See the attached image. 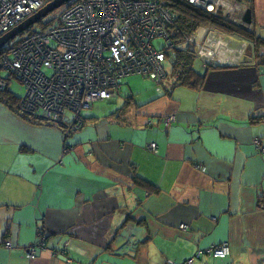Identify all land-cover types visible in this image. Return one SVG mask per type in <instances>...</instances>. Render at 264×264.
Returning <instances> with one entry per match:
<instances>
[{
    "label": "crops",
    "instance_id": "crops-1",
    "mask_svg": "<svg viewBox=\"0 0 264 264\" xmlns=\"http://www.w3.org/2000/svg\"><path fill=\"white\" fill-rule=\"evenodd\" d=\"M251 1L243 27L264 39ZM224 43L194 85L123 79L68 138L0 101V264H181L224 243L227 259L193 264H264V63Z\"/></svg>",
    "mask_w": 264,
    "mask_h": 264
},
{
    "label": "built area",
    "instance_id": "built-area-1",
    "mask_svg": "<svg viewBox=\"0 0 264 264\" xmlns=\"http://www.w3.org/2000/svg\"><path fill=\"white\" fill-rule=\"evenodd\" d=\"M53 1L0 0V38ZM178 1L71 0L42 19L40 29L27 30L0 54L2 70L8 73L7 79L0 77V89L14 78L24 88L16 114L61 127L67 136L80 128L83 111L96 101L113 100L127 77L145 78L162 93L165 64L172 63L178 48L189 46L204 67L223 64L220 52L226 34L214 26H201L178 43L173 38L177 16L172 5ZM180 1L206 15H220L229 23L245 26V0ZM157 40L162 42L159 47L154 46ZM174 121L173 116L162 120L165 126ZM149 147L156 150L155 144ZM67 245L63 243V253ZM44 246L41 238L27 250V258L33 260L35 249ZM229 256L230 248L224 243L198 251L181 264H193L200 257L225 260Z\"/></svg>",
    "mask_w": 264,
    "mask_h": 264
},
{
    "label": "trees",
    "instance_id": "trees-1",
    "mask_svg": "<svg viewBox=\"0 0 264 264\" xmlns=\"http://www.w3.org/2000/svg\"><path fill=\"white\" fill-rule=\"evenodd\" d=\"M242 3H245L247 9L251 11L253 10L251 0L243 1ZM172 8L177 16L175 25L176 31H174L175 34L173 35V38H176L175 40H177V43L181 41L182 36L192 35L197 28L211 25L227 35L248 41L250 53L253 54L255 59L259 62L264 63V39L258 38L252 29L229 23L220 15H206L180 0L172 5ZM30 31H32V29L29 30V32ZM6 49L7 48H4L0 54H2V52ZM196 59L197 58L193 55L189 46L178 48L174 54L172 63L170 64V75L174 76L177 82H181L183 85H194L196 83L195 79L197 76L194 71V62ZM1 70L2 66L0 62V71ZM8 88L9 87L0 89V101L10 105L12 110L16 113L15 108L20 100V97L15 96V94ZM22 119L27 121L29 124H42L38 120H30L27 118ZM79 119L81 120L82 118L80 117ZM41 238H43V236H40L39 241Z\"/></svg>",
    "mask_w": 264,
    "mask_h": 264
},
{
    "label": "water",
    "instance_id": "water-1",
    "mask_svg": "<svg viewBox=\"0 0 264 264\" xmlns=\"http://www.w3.org/2000/svg\"><path fill=\"white\" fill-rule=\"evenodd\" d=\"M71 0H54L47 6H45L43 9L38 11L36 14H34L31 18L20 24L18 27L4 35L2 38H0V52L6 47V45L16 37H19L23 33H25L27 30H29L32 26L39 23L42 19L46 18L47 15L55 11L56 9L60 8L64 4H68ZM252 22V15L251 10L247 9L244 17H243V23L246 25H251ZM71 133H69L66 138L69 137Z\"/></svg>",
    "mask_w": 264,
    "mask_h": 264
},
{
    "label": "rangeland",
    "instance_id": "rangeland-1",
    "mask_svg": "<svg viewBox=\"0 0 264 264\" xmlns=\"http://www.w3.org/2000/svg\"><path fill=\"white\" fill-rule=\"evenodd\" d=\"M54 15H51V18H53ZM38 30L40 29V25L37 23L34 26H32L29 30ZM225 35V34H224ZM16 41V39L11 40L6 46H10L12 45L14 42ZM162 44V42L160 40H157L156 42H154V46L159 47ZM165 68H166V72L169 75L171 72V66L167 63L165 64ZM194 68L197 72H201L202 68L200 66V62L198 59H196V61L194 62ZM0 77L3 79H7L8 78V73L5 72L4 70L0 71ZM169 78V77H168ZM9 90L11 92H13L15 94V96L17 97H22L24 94V88L12 77H10V82H9V86H8ZM71 117V116H69ZM64 130V129H63Z\"/></svg>",
    "mask_w": 264,
    "mask_h": 264
},
{
    "label": "flooded vegetation",
    "instance_id": "flooded-vegetation-1",
    "mask_svg": "<svg viewBox=\"0 0 264 264\" xmlns=\"http://www.w3.org/2000/svg\"><path fill=\"white\" fill-rule=\"evenodd\" d=\"M6 47H7V46H6ZM6 47H5V48H6Z\"/></svg>",
    "mask_w": 264,
    "mask_h": 264
}]
</instances>
